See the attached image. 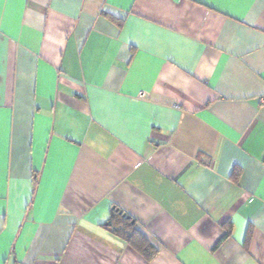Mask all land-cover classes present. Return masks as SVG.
<instances>
[{"label":"crops","instance_id":"crops-1","mask_svg":"<svg viewBox=\"0 0 264 264\" xmlns=\"http://www.w3.org/2000/svg\"><path fill=\"white\" fill-rule=\"evenodd\" d=\"M0 264H264V0H0Z\"/></svg>","mask_w":264,"mask_h":264},{"label":"trees","instance_id":"trees-1","mask_svg":"<svg viewBox=\"0 0 264 264\" xmlns=\"http://www.w3.org/2000/svg\"><path fill=\"white\" fill-rule=\"evenodd\" d=\"M123 216V217H122ZM120 219L121 221H124L125 223V228L127 229H131V223H130V219L126 218V215H123L122 213L118 214V211L113 210L110 214L109 220L110 223L113 220H118ZM117 223V221H116ZM117 229V228H116ZM113 229V233L115 235H118L124 239H126L127 241H129V243L138 251L140 252L147 260H150L156 253L155 249L148 243L146 242L142 237H140L138 235V241L136 242L134 237H133V233L132 231L130 232H126L125 229ZM132 232V234H131ZM130 233V234H129ZM126 234H129L128 236ZM135 236V235H134Z\"/></svg>","mask_w":264,"mask_h":264}]
</instances>
